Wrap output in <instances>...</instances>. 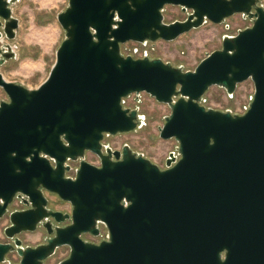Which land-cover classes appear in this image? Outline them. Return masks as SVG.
<instances>
[{
	"label": "water",
	"instance_id": "obj_1",
	"mask_svg": "<svg viewBox=\"0 0 264 264\" xmlns=\"http://www.w3.org/2000/svg\"><path fill=\"white\" fill-rule=\"evenodd\" d=\"M16 1L0 0V66L17 55ZM168 5L189 14L167 22ZM235 14L252 24L224 34L192 70L121 54L122 43L173 41ZM57 19L65 38L37 88L0 72V219L13 242H0V262L16 250L20 264H43L67 246L58 264H264L262 0H69ZM247 80L244 113L202 104L211 87L233 96ZM142 93L171 110L159 135L178 145L165 168L129 144L103 150L106 135L143 125L139 106L124 105ZM68 160L80 162L74 176ZM45 190L71 211L51 207ZM15 197L28 208L11 210ZM40 227L47 242L24 247L20 234ZM101 228L100 242L83 239Z\"/></svg>",
	"mask_w": 264,
	"mask_h": 264
},
{
	"label": "rangeland",
	"instance_id": "obj_2",
	"mask_svg": "<svg viewBox=\"0 0 264 264\" xmlns=\"http://www.w3.org/2000/svg\"><path fill=\"white\" fill-rule=\"evenodd\" d=\"M68 1L17 0L11 4L13 15L19 19L20 25L16 38L11 41L17 55L0 66V72L8 80L34 89L47 78L56 58V50L65 38V31L57 15L66 9ZM262 4L264 5V0ZM188 13L173 5L166 6L164 11L167 22L185 19ZM251 24L252 20L243 17L242 14H235L221 24L208 21L200 28L193 29L176 40L157 41L154 54L173 65L192 70L207 53L221 48L224 34H236L239 29ZM253 93L254 84L251 80L241 83L233 96H229L225 89L213 86L203 96L202 104L222 110L229 108L233 112L239 111L249 104ZM134 97L133 95L127 98L125 105L135 106ZM7 99V94L0 87V101ZM140 100L143 125L128 133L107 135L104 143L117 149L129 144L135 151L143 153L163 166L169 153L176 151L178 145L175 139L165 140L159 135V127L163 126L164 117L170 114V107L159 103L147 93H142ZM87 160L95 164L98 162L93 155H89ZM63 205L68 206V204ZM6 225V220L0 222V240H6L3 235ZM42 238V233L28 235L26 242L35 244L41 242ZM69 253L70 249L63 246L46 264H58Z\"/></svg>",
	"mask_w": 264,
	"mask_h": 264
},
{
	"label": "flooded vegetation",
	"instance_id": "obj_3",
	"mask_svg": "<svg viewBox=\"0 0 264 264\" xmlns=\"http://www.w3.org/2000/svg\"><path fill=\"white\" fill-rule=\"evenodd\" d=\"M189 14V13H188ZM146 57H149V56H146ZM155 57H158V56H155ZM155 57H150V58H155ZM143 58V57H142ZM131 96H133V95H131ZM135 97H134V100H135V103H136V105L135 106H127V107H130V108H135V107H138L139 106V103L141 102V100H140V102H138L137 100H136V95H134ZM129 98V97H128ZM139 108H140V106H139ZM229 109V108H228ZM227 109V110H228ZM141 114V113H140ZM107 136V135H106ZM106 136H105V138H106ZM105 138H104V140H105ZM112 149V150H121V149H117V148H114V147H111L110 145H107V143H104L103 142V150H104V153L106 152V149ZM89 155H93V157H95L96 159H97V164H99L100 163V158L96 155V154H94V153H92V152H90V151H88V152H86V154H85V158H86V160H87V157H89ZM145 156V155H144ZM92 163V162H91ZM66 164H68L69 166H70V171H68L67 172V174L68 175H71V176H74L75 175V172H76V170H77V168L79 167V164H80V162H79V160H68L67 162H66ZM95 164V163H94ZM158 164V163H157ZM158 165H160V164H158ZM162 168H165L166 167V165H160ZM45 192V195L47 196V198H48V200H49V204H50V206L51 207H55L56 209H57V205H63V204H68L69 205V208L68 209H66V210H64V211H71V205L68 203V202H65V201H63V200H61L60 198H59V196L58 195H56V194H54V193H52V192H49V191H44ZM25 208H28V206L22 201V199L21 198H19V197H15L14 198V201H13V203L11 204V207H10V209L11 210H15V209H25ZM60 210V209H59ZM2 220H6L7 221V225L4 227V229H3V235H5V228L9 225V217H8V215H5V216H3L1 219H0V222L2 221ZM37 233H42V236H43V238H42V241L41 242H39V243H35V244H33V243H28V242H26L27 241V236L28 235H36ZM27 235V236H26ZM51 235H48V233H47V231H46V229H44L43 227H40V228H38L36 231H24V232H22L21 234H20V238L22 239V241H23V246L24 247H26V246H28V245H30V246H37V245H39V244H43V243H46L47 242V239L50 237ZM5 237H6V240H0V242H12V240H10L6 235H5ZM83 239L84 240H86V241H89V242H95V243H97V241L95 240V238L94 237H100V235L99 236H95V235H92V234H90V233H87V234H83ZM13 243V242H12ZM52 256H50V257H48L47 259H45L44 260V262H43V264H46V262L51 258ZM21 263V257L19 256V254H18V252L16 251V250H10L7 254H6V256H5V258H4V260L3 261H1L0 262V264H20Z\"/></svg>",
	"mask_w": 264,
	"mask_h": 264
},
{
	"label": "built area",
	"instance_id": "obj_4",
	"mask_svg": "<svg viewBox=\"0 0 264 264\" xmlns=\"http://www.w3.org/2000/svg\"><path fill=\"white\" fill-rule=\"evenodd\" d=\"M156 44H157L156 42L155 43L147 42L144 44V43H140L136 41H128L120 45V51L122 55L124 56L130 55L134 58H142L146 56L155 57L154 50H155ZM126 99H125L124 105L126 103ZM125 106H128V105H125ZM248 107H249V104L247 106H244L243 109L239 111H234V112L232 110L231 111L233 113L242 114L248 109ZM101 229H102V232L100 234V237H94L97 243L100 242L102 239L106 238L105 229L104 228H101Z\"/></svg>",
	"mask_w": 264,
	"mask_h": 264
},
{
	"label": "crops",
	"instance_id": "obj_5",
	"mask_svg": "<svg viewBox=\"0 0 264 264\" xmlns=\"http://www.w3.org/2000/svg\"><path fill=\"white\" fill-rule=\"evenodd\" d=\"M69 208V205L66 206V205H57V209H60V210H66Z\"/></svg>",
	"mask_w": 264,
	"mask_h": 264
}]
</instances>
